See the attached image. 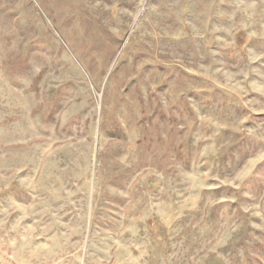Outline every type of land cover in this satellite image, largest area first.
<instances>
[{
    "label": "rangeland",
    "instance_id": "1",
    "mask_svg": "<svg viewBox=\"0 0 264 264\" xmlns=\"http://www.w3.org/2000/svg\"><path fill=\"white\" fill-rule=\"evenodd\" d=\"M0 264H264V0H0Z\"/></svg>",
    "mask_w": 264,
    "mask_h": 264
}]
</instances>
